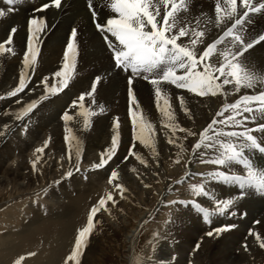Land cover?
<instances>
[{"label":"snow or ice","instance_id":"6c2138e0","mask_svg":"<svg viewBox=\"0 0 264 264\" xmlns=\"http://www.w3.org/2000/svg\"><path fill=\"white\" fill-rule=\"evenodd\" d=\"M8 3L15 4L16 0H8ZM191 4L192 0H108L107 7L114 15H110L106 22L101 24L97 21L93 0H88L93 22L96 29L104 34L103 38L111 51L114 67L131 73L128 76V115L132 124L134 143L128 150V156L135 155L136 159L145 166H147V162L133 151L136 146L135 141L155 153V128L140 110L133 90L134 77H142L154 86L155 106L161 114V125L172 134L168 143L176 145L181 152L183 145L176 143V132H186L188 136H194L196 133L184 129L176 123L170 94L163 85H173L177 89H184L196 96H217L218 94L227 96L228 93L224 90L227 85H234V92L239 93L241 89H255L258 85L264 84V71H254L245 62V54L255 45L264 42V33L252 39H246L245 34V26L251 22V15L264 12V2L216 0L214 25L220 27L229 21L231 24L215 40L208 43L202 52L199 51L198 45L204 43L207 26L212 24L213 20L206 14H201V17L195 18L194 21L183 15L190 11ZM49 7L60 9L62 0H49V3L42 5L38 11H44ZM8 11H12V9L9 8ZM5 14L4 11H0V16ZM46 27V21L43 18L33 17L29 20L27 45L23 53V68L18 84L6 94L7 97H15L27 87V76L37 64L40 53L38 45ZM16 31L15 28L11 29L12 34L7 40L0 42V55H15L11 45ZM76 37L77 30L72 29L64 50L62 66L54 73L57 83L49 85L48 78H45L43 81L45 95H42L39 100L28 103L18 113H15L16 120H22L31 113L38 103L46 99L48 95H55L68 87L76 68L75 61L78 54ZM184 37H188L187 42L182 40ZM220 45H223L222 49L218 47ZM100 80V77H96L91 85V91L79 96L81 109H84L85 97L93 96ZM176 99L180 102L181 109L188 115L189 110L185 107L184 98L178 96ZM76 103L74 101L73 106ZM100 111L103 112L102 106ZM226 112L230 115L225 116ZM244 113L249 115H244ZM76 115L83 117V125L87 129L90 125V118L97 113L92 110H84L77 112ZM237 117H242V119H237ZM73 118L67 111L62 116L65 122L71 121ZM257 119H264V90L253 95H242L234 103H225L216 112L212 121L199 132V140L192 148L193 153L203 148L205 151L200 155L204 156L206 152L210 151L211 157L202 159L201 163L217 167L213 171L201 174L205 176V180L199 184L190 185V192L194 198H212L215 203L214 210L203 207L196 199L170 201L169 203L181 204L185 207L191 206L202 215L205 222H211L212 215L226 214L239 199L244 198L250 192L264 195V168L256 165L248 155L252 152L264 154V144L261 143L264 137L254 134L257 132L264 134V123L257 124L256 127L247 126L248 123H254ZM217 125L224 127H217ZM4 127L7 128V125ZM112 127L114 130L119 129L118 119L113 121ZM225 128H240L241 130L225 131ZM65 132L64 141L68 148L69 162H72L73 154H75L77 162L74 171L79 172L81 141L74 134H70L72 132L70 128L65 127ZM4 134L3 131H0V136ZM48 143L49 141L46 140L42 147L35 150L36 153L43 154ZM118 146L119 132L114 131L110 147L100 154L99 162L93 164L92 168L100 169L108 165L116 155ZM128 156L125 157V160L128 159ZM179 157L178 153L176 163L180 162ZM39 162L40 156L32 161L34 171ZM72 175L73 170H69L63 178H70ZM118 179V172L113 170L108 182L114 184V188L123 198L127 189L121 183H114ZM181 182L182 180L177 181V183ZM209 182L236 186L240 190L239 194L233 198L215 199L207 189ZM144 186L149 187L147 184ZM109 201L115 203L111 193L101 197L97 205L91 208L86 224L77 230L73 247L65 258L64 264H70V262L71 264H81L80 257L83 250L88 246L90 238L97 229L96 215L101 209L108 210ZM232 227V225H224L214 231L218 235L231 230ZM213 234L211 231L207 233L209 237ZM254 235L260 242V247L264 248V239H261L258 233ZM154 238H156V234H154ZM244 247L247 250V245ZM34 255L35 253L27 254L29 257ZM25 258V256L18 257L14 264H22ZM130 264H143V257L134 253Z\"/></svg>","mask_w":264,"mask_h":264},{"label":"rangeland","instance_id":"374dc122","mask_svg":"<svg viewBox=\"0 0 264 264\" xmlns=\"http://www.w3.org/2000/svg\"><path fill=\"white\" fill-rule=\"evenodd\" d=\"M30 78L29 72L26 84L30 82ZM141 78L139 77L140 80ZM92 80L94 81L95 78L91 79V84L93 83ZM142 80L145 79L142 78ZM147 83L150 82L147 81ZM17 84H15V87ZM170 87L177 90L173 85H170ZM66 90H68L67 87L62 91L65 92ZM62 91L58 92V95H48L22 120H16L15 114L13 118L4 119L6 122L0 120V131L5 133L0 136V155L7 154L8 150L11 151L13 149V154L18 157L8 161L0 159V163L4 164V166L9 164L11 165L9 166L10 168L18 165V168H20L22 164L26 167L23 172L32 173L33 177L35 175L38 176L37 182L34 184L20 180L19 182L23 181L25 185H23V189L14 182L11 183V181L0 186V264H14V261L20 256L26 257L22 264H64L65 258L70 254L73 247L77 230L86 224L91 208L96 206L101 197H105L108 193L112 194L115 203L109 201L107 204L108 210L101 209L97 213L95 218L98 221L97 229L90 238L88 246L83 250V254L80 257L81 264H130L134 253L143 257V264H211L209 260L201 257L203 251H201V254H197L200 252L201 244H198L199 247H197V242L201 243V235L198 233L194 236V241L186 236L187 231L188 233L191 232L188 225L192 227V222L194 225L197 223L198 226L195 225V227L206 230L205 232L208 233L209 229H206V227H208L209 222H205L202 215L196 213L191 206L185 207L181 204L173 205L169 203L170 201L196 199L199 204L207 208L208 203L204 204V198H194L190 192V185L199 184L205 180V176L201 175V173L204 174V171L197 172L193 169L192 174L182 176L184 174L183 168L188 165L193 153H190V151L188 153L186 150L176 152L174 145L168 142L166 144L161 143L163 136L161 131L163 128L160 129L159 126L155 128V153L150 148L135 141V148L137 147L139 150L134 148V153L139 151L140 154H137L143 157L147 162V166L141 164L135 155L128 156V150L134 143L132 127H129L130 133L125 138V142L123 141L124 139H119L115 158L113 157L108 165L100 169H93L92 165L98 163L100 154L110 147V140L106 142L107 144L101 145L100 148H95L93 152H87L85 150L86 146L81 143L79 172L74 171L77 158L73 156L72 162H69L68 148L65 145H61L62 147H50L51 144L48 143L43 154L36 153L35 150L42 147L46 140L49 141L50 136H48V139L43 137L30 139L31 145L25 149L23 148L24 145H21V140L28 136L30 137L35 123L32 120L34 117L40 116V111L45 107L47 109L49 107L50 112L53 111L51 114L57 120L54 121L53 125H62L59 128L61 133L65 132L66 126L62 116L66 111L73 116L76 115V111L89 110V106L84 102V109H81L78 105L80 92L84 94L85 92L87 93V90H79L74 95H72L73 92L63 94ZM3 95H0V102L8 98H13V102L11 101L9 105L1 108V112L5 108H10L14 102H23L21 93L18 94L20 96L8 98ZM68 95L71 96L69 97ZM39 98H36V100H39ZM74 100L77 104L71 108ZM47 101L50 105L47 104ZM53 102L60 111L50 109V106L54 104ZM126 103L127 110L123 118L126 119L127 125L132 126L127 112L129 106L128 94ZM56 111L59 112L57 113ZM113 114L117 115L116 113H111L108 121L111 120L113 122L118 118V116L113 117ZM78 119L83 120V117L81 116L80 118L78 116ZM5 125H7V128L4 127ZM51 131L54 132V129ZM163 131L166 133V130ZM126 140H128V143L126 149H124ZM182 145L183 148L187 146V144ZM178 153L180 154V162L176 163ZM37 156H40V162L34 171L32 161L36 160ZM126 156H128L127 160H125ZM50 166H52V170L48 171L47 167ZM180 169H183V172L181 171L182 173L178 174ZM69 170H73V175L70 178H63ZM113 170H116L119 174V179L114 183H121L127 189L123 198L119 191L114 188V184H109L108 182ZM167 173L170 176H165ZM184 177L187 179H183ZM178 180H182V182L177 183ZM56 181H59V183H56ZM90 184L95 185L91 186ZM145 184L149 185V187H145ZM76 196H79V203L75 212L72 210L73 214L69 215L70 212L63 209L65 208V202ZM257 200L260 202L259 199ZM62 212L66 214L60 216L59 214ZM33 213L42 219L35 222V224H39H33L34 226L32 225L33 227L28 232H25L26 225L34 215ZM54 214H58V216L54 217ZM182 219H187L185 220L186 232H184L185 229L182 230L184 226L179 224ZM211 219L212 217H210ZM203 223H205L206 227L203 226ZM138 224H140L139 228ZM203 230L201 232H204ZM129 233V246L133 238L131 246L133 254L130 258V249L129 251L127 250L128 244L125 242V237ZM154 234H156V238H154ZM240 243L243 244L244 241L242 240ZM28 253H35V255L29 257L27 256ZM258 257L257 261L264 264V255ZM244 261V259L233 260L236 264H247ZM233 262L225 261L221 264H235Z\"/></svg>","mask_w":264,"mask_h":264},{"label":"bare ground","instance_id":"6f19581e","mask_svg":"<svg viewBox=\"0 0 264 264\" xmlns=\"http://www.w3.org/2000/svg\"><path fill=\"white\" fill-rule=\"evenodd\" d=\"M257 2H264V0H257ZM45 3H49V0H16L15 4H9L8 0H0V11H4L6 13L5 15L0 16V42L7 40L9 35L12 34L11 29L15 28L17 30L13 35V43L11 45V47L14 48L15 55H0V95H6L10 90L15 88V84L19 81V76L23 68V53L26 50L27 45L29 20L33 17L43 18L47 25L44 33L42 34L40 44L38 45L40 48V53L37 64L35 65L34 69L30 71V82L23 91L26 93H21L23 102H14L10 106L11 109L5 108L2 112L0 111V120H8L11 117L13 118L15 113H18L21 108L26 106L28 103H31L33 99L36 100V98H39V96L41 97L42 95H45L43 84L45 78H48L49 85L57 83V78L54 76V73L60 70L63 63V54L66 44L72 29H76L77 37L75 43L77 45L78 54L75 61V73L72 79L69 81L67 87L68 90L62 92L63 94H69L73 92L72 95H74L79 90H87V92H89L91 91L92 85L90 83L91 79L100 77L101 80L97 84V89L93 96H86L84 100V103L89 106V110L95 111L97 113V115L90 118L89 127L84 129L83 120L78 119L77 115H73L75 116L73 120L65 122V126L72 130L70 134H74L80 139L81 143L86 146L85 150L87 152H93L95 148H100V146L104 143L109 142V140L111 141L114 131H118L119 139H124L123 141L125 142V138H127V135L130 133L129 127H132L131 125H127L126 119L123 118L124 115H126L127 110V82L128 76L131 73H126L114 67L111 51L108 49L103 38L104 34L96 29L93 22V17L88 7V0H62V7L60 9L49 7L44 11H38V9H40ZM107 3L108 0H93L94 9L97 12V21L101 24L105 23L106 19L110 15H114L108 9ZM215 3L216 0H192L190 11L186 14H183L188 16V18L193 21L195 18L201 17V14H206L207 17H211L213 20V23L207 26L208 30L206 36L204 37V43L198 45V49L201 52L208 43H211L213 40H215L231 24V21H229L227 24L221 25L220 27H216L214 25ZM9 8H11L12 11H8ZM262 33H264V12L252 14L251 22L245 26L246 39L256 38ZM182 40L187 42L188 37H184ZM218 47L222 49L223 45ZM245 62L254 71H264V42L255 45L253 49H250L245 54ZM147 81L148 80H142V78L140 80L139 77H134L133 90L136 99L139 102L140 110L153 123L154 128L159 126V128L162 129L161 114L157 111L155 106L154 86L151 83H147ZM163 87L166 88L170 94L171 104L175 112L176 123H178L182 128L196 133L194 136H188L186 132L177 131L176 143L187 144L186 147L184 146L183 150L188 151V153L189 151L190 153H193L192 148L193 145L199 140V132L202 131L208 125V123L212 121L216 112H218L225 103H234L242 95H253L264 90V84H260L255 89H241L239 93H235L234 85H227L224 89L228 93L227 96L220 94L217 96H196L195 94L189 93L184 89L176 88L177 90H175L168 84L163 85ZM80 94L82 93L80 92ZM178 96H182L184 98L185 107L189 110L188 115H186L181 109L180 102L176 99ZM5 97H7V95ZM12 100L13 98H8L0 102V109L4 108L5 105H9ZM93 101L95 102L93 103ZM47 104H49V102ZM75 106H72L71 108ZM101 106L103 107V112L100 111ZM50 109L56 110L57 105L54 103L52 106H50ZM52 112L49 111V107L48 109L45 107L42 111H40V116L34 117L35 119L32 117V122L35 121L34 125L30 119L31 124L33 125L32 133L30 137L28 136L24 138V140H21L22 143L19 142L21 145H24V149L31 145L30 139L41 137L48 139V136H50V147H62L63 145L67 147L64 141L66 132L61 133L59 129L61 124L53 125L54 121L57 120L55 116L51 114ZM70 112L72 113V111ZM111 113H116V116H118L117 119L119 120L120 124L118 130L113 129V122L111 120L108 121V117L111 115ZM224 115L227 116L230 115V113L226 112ZM244 115L249 114L244 113ZM116 116L113 114V117ZM79 117L81 118V116ZM217 119H219V117H217ZM237 119H242V117H237ZM6 120H4V122H6ZM260 123H264V119H257L254 123H248L247 126L256 127V125ZM52 125L54 132L51 131L52 129L50 130ZM217 127L224 126L217 125ZM163 130H166V133ZM229 130L239 131L241 129L225 128V131ZM47 131L49 132L47 133ZM161 132L163 133L162 138L159 136L161 138V143L166 144L172 134L170 131L164 128ZM254 134L258 137H264V134L262 133L257 132ZM127 143L128 140H126V143L124 144V149H126ZM261 143L264 144V139L261 140ZM174 146L176 152H181V150L176 147V145ZM136 150L139 149L137 148ZM204 151L205 150L201 148L193 153L192 159L190 160L191 162L189 161L188 165L183 168L184 172L182 171L183 169H180L179 172L177 171L178 174L183 172L184 174L182 176H187V174H192L193 169H195L197 172L204 171V173L215 170L217 166L201 163L202 159L210 158L212 155V153L208 151L204 156H201L200 153ZM137 153H139V151ZM248 155L251 156L256 165L264 168V154L252 152L248 153ZM73 156L76 158L75 154H73ZM12 158H18L13 154V149L11 151L8 150V153L3 154L0 159H6V161H8ZM9 166L11 165L8 164L7 166H4V164L0 163V186L7 184L8 181H11V183L14 182L17 186H20L23 189V181L31 182L33 184L37 182V175L33 177L32 173L23 172L26 169L24 165L21 164L20 168H18L19 165L14 168H10ZM47 170L51 171L52 166L47 167ZM233 170L239 171L238 169ZM165 176L168 177L170 174L167 173ZM185 178L186 177L183 179ZM20 180L23 181L19 182ZM90 185L94 186L95 184ZM207 189L211 193L212 197L219 200L236 197L240 191L236 186L224 185L215 182H209ZM78 198L79 196H76L72 199L68 198L69 200L65 202V208L63 209L69 211V215L73 214L72 210L75 212L79 203ZM202 198H204V204L208 203V206L206 205L208 209H215V203L212 198ZM257 199H259L260 202ZM201 201L203 202V200ZM65 214L66 213L62 212L59 215L64 216ZM57 216L58 214H54V217ZM211 217V222H209L207 225L208 227H206L204 225L205 223H203V226H205L206 229H209V232L211 231L214 233L211 237L207 235V232H205L206 230L195 227V225H198L197 223L194 225L193 222L192 227H190L191 225H188L189 229H191V232H186L187 226H185V220L187 219L180 220L179 224L184 226V228L182 227V230L185 229L184 232H186V236H188L192 241L195 240L194 236H196L198 233L201 235V243L197 242V245L201 244L200 252L197 254H201V251H203L201 257L209 260L211 264H221L225 261L232 263L233 260L240 259H244L247 264L260 263L257 261V258H259L258 256L264 255V248L260 247V242L256 239L254 234L258 233L261 239H264V195L250 192L244 198L239 199L235 206L229 209L226 214H214ZM40 219L42 218L37 214H34L31 217L29 223L27 222L28 224L26 225L27 228L25 232H28L34 225L39 224H35V222L39 221ZM224 225H232L233 227L229 231L220 233L218 235L215 234L214 230ZM202 230L204 232H201ZM130 233L125 237V242L128 244L127 250L129 251L130 249L131 253L133 238L129 246ZM250 233L253 234L250 235ZM242 240L244 241L243 244L240 243ZM245 245H247V250L244 247Z\"/></svg>","mask_w":264,"mask_h":264},{"label":"water","instance_id":"95a60500","mask_svg":"<svg viewBox=\"0 0 264 264\" xmlns=\"http://www.w3.org/2000/svg\"><path fill=\"white\" fill-rule=\"evenodd\" d=\"M130 256V255H129Z\"/></svg>","mask_w":264,"mask_h":264}]
</instances>
